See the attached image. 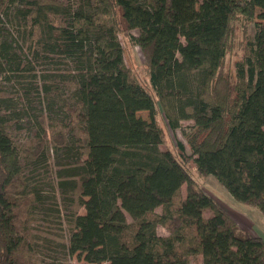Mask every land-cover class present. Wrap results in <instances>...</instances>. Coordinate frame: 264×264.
Instances as JSON below:
<instances>
[{
	"label": "trees",
	"instance_id": "obj_1",
	"mask_svg": "<svg viewBox=\"0 0 264 264\" xmlns=\"http://www.w3.org/2000/svg\"><path fill=\"white\" fill-rule=\"evenodd\" d=\"M236 16L254 32L234 77H221ZM121 29L137 30L128 36L149 88L124 64ZM32 102L40 132L18 145L9 129ZM159 111L171 131L192 121L181 128L189 153L180 140L162 146ZM51 151L63 153L51 188L84 208L65 246L81 264H264V238L242 231L184 166L264 215V0H0V264H32L19 223L44 198L19 159L39 167ZM16 182L28 196L21 212L6 189Z\"/></svg>",
	"mask_w": 264,
	"mask_h": 264
},
{
	"label": "rangeland",
	"instance_id": "obj_2",
	"mask_svg": "<svg viewBox=\"0 0 264 264\" xmlns=\"http://www.w3.org/2000/svg\"><path fill=\"white\" fill-rule=\"evenodd\" d=\"M236 17L237 19L230 20L229 30L226 35V53L220 67L221 77H234L235 62L240 60L246 53L247 42L253 36L254 28L252 21L241 18V16ZM129 33L136 34L137 30L121 29L117 34L123 49L124 64L139 82L149 88L148 71L144 54L140 47L131 42L128 36ZM40 109L41 104L32 102L31 109L27 108L22 111V113H28V115L23 118L20 117L10 127V136L15 138L18 145H30L37 138L40 126L35 120L34 113H38ZM56 116L58 117H51L49 120H45L47 128L50 127L51 122L58 124V121L62 119L60 115ZM143 116H145V113H143ZM156 118L163 130L162 146L175 150V140H180L186 145V152L189 153L190 150L181 128L191 124L192 121L190 119L181 120V127L175 131H171L160 111L157 113ZM60 155H63V153L59 152L55 154L54 151H51L47 163L41 164L39 167H34L26 158L22 157L19 159L22 181L26 180L29 188L35 186L44 198L37 202L32 197L33 210L29 214L26 223H23L22 219L19 223V226L25 227L23 233L27 232L19 250L22 254L21 258L32 264L82 263V260H79L75 255L68 254L65 246L68 242L70 228L72 227L69 218L75 211L82 213L84 208L80 206L77 194L74 197V202L69 204L57 189L53 191L51 188L57 180L58 161H61ZM190 163L191 161L188 159L187 162H184V166L188 165L187 170L196 184L213 196L217 204L228 213L236 225L247 234L260 235L264 238V215L259 209L255 206L236 201L214 176L198 173L195 167L191 166L192 163ZM21 187L23 186L19 182L11 186L7 184L6 186V189L10 192V197L18 203L17 208L20 209V212V204L22 208H25L28 202L27 195L17 193ZM184 195L185 185L182 184L180 193L174 198L173 202H177ZM160 210L161 207L156 208V211ZM156 232L159 235H167L169 230L165 226L158 225ZM103 264H107V262ZM189 264H200L198 256L191 257Z\"/></svg>",
	"mask_w": 264,
	"mask_h": 264
}]
</instances>
